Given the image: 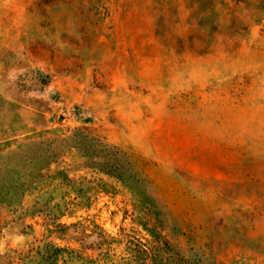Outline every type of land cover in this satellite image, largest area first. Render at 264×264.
Returning a JSON list of instances; mask_svg holds the SVG:
<instances>
[{
    "label": "rangeland",
    "instance_id": "374dc122",
    "mask_svg": "<svg viewBox=\"0 0 264 264\" xmlns=\"http://www.w3.org/2000/svg\"><path fill=\"white\" fill-rule=\"evenodd\" d=\"M0 264H264V0H0Z\"/></svg>",
    "mask_w": 264,
    "mask_h": 264
}]
</instances>
